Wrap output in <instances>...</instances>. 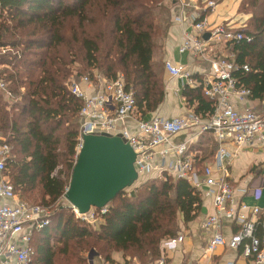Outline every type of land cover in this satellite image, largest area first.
<instances>
[{"label":"trees","instance_id":"16d2710c","mask_svg":"<svg viewBox=\"0 0 264 264\" xmlns=\"http://www.w3.org/2000/svg\"><path fill=\"white\" fill-rule=\"evenodd\" d=\"M165 2L0 0V76L8 84L0 88V138L14 148L5 174L11 168L10 181L23 200L27 198L20 190L39 188L43 203L58 205L70 185L83 106L69 90L72 78L95 70L108 80L123 74L142 117L159 109L166 95V62H156L155 56L171 26ZM241 9L251 15L249 27L236 28L244 39L226 44V50L236 63L250 66L235 75L251 90L252 99H263L264 0H241ZM67 23H72L69 36ZM77 61L81 69L74 74ZM183 96L204 121L214 113L215 101L204 94L202 84H186ZM200 144L203 160L213 155L211 136ZM125 192L110 201L99 226L69 208L51 216L50 224L34 236L33 264H57L60 247L76 264H89L92 251L102 264H131L134 257L153 263L162 257L165 242L180 235L182 225L197 220L204 209L201 191L184 179L149 178ZM256 235H262V226ZM115 252H123L125 261H116Z\"/></svg>","mask_w":264,"mask_h":264},{"label":"built area","instance_id":"2783aa9c","mask_svg":"<svg viewBox=\"0 0 264 264\" xmlns=\"http://www.w3.org/2000/svg\"><path fill=\"white\" fill-rule=\"evenodd\" d=\"M169 1L177 5L174 22L190 23V29L184 31L179 52L209 60L210 72L199 82L189 70L172 61H166V70L171 76L182 79L184 86L202 84L204 94L215 101L214 113L206 121L194 111L172 118L154 116L143 119L138 117L133 90L127 89L123 74L113 80L99 74L95 76L96 79L90 76L81 77L79 81L73 79L69 90L83 101L76 158L85 135L121 136L135 150V167L143 180L184 179L201 193L205 188L206 195L212 198L214 205L213 212L201 223V228L211 234L205 248L207 254L213 255L220 246L230 250L241 248L243 255L252 259V264L264 263V222L260 223L262 235L257 236L258 222L249 218V213L259 215L262 209L246 203L237 204L226 163L231 155L227 149L228 143L264 147V98L260 99L261 112L252 108L240 110L232 98L251 97V90L241 84L235 73L250 71V66L236 63L233 54H212L217 46L244 39V34L231 25L209 22L206 11L217 5L213 0ZM207 33L210 34L208 39L205 38ZM7 86V82L0 76V88L6 89ZM134 119L136 128L130 130L126 124ZM191 128H198L197 133L181 142L175 140L176 135ZM206 132H211L219 143L215 164L220 174H216L211 165L200 168L189 152L194 138ZM12 149L10 143L0 138V264H33L34 236L49 224L51 215L44 207L23 200L5 174L12 158ZM57 173L56 170L54 175ZM248 189L260 193V189L254 186H247L242 191L248 192ZM72 209L79 219L98 226L109 206L92 208L87 214H80L77 208ZM224 219L232 220L239 227L230 238L222 232ZM183 241L184 236L180 234L167 240L165 245L169 250H174Z\"/></svg>","mask_w":264,"mask_h":264},{"label":"crops","instance_id":"0c3cea01","mask_svg":"<svg viewBox=\"0 0 264 264\" xmlns=\"http://www.w3.org/2000/svg\"><path fill=\"white\" fill-rule=\"evenodd\" d=\"M165 4L169 8L171 14V26L164 41V47L156 54L155 61H172L175 65L189 70L194 75V78L196 76V80L200 78L204 80L210 72V61L194 58L189 53L179 52V45L184 31L190 29V23H175L174 17L177 12V5L168 0H166ZM216 6L214 9H210L208 12L206 11L209 22L211 24L225 23L237 28L238 24L234 23L232 18L236 14L238 5L237 8L234 9L233 15L230 17H224L216 9ZM222 48L223 46H217L212 54L219 55L220 52H222V54L225 53L226 51ZM228 53L230 54V52ZM164 72L166 95L163 103L155 113L146 117H142L141 114L138 113L139 118L149 119L154 116L172 118L186 115L194 111L193 108L187 106L186 99L183 96L184 82L182 79L171 76L167 70H164ZM232 102L235 103L240 110L252 108L259 112L262 111L260 99H252L251 97L241 99L240 97H233ZM135 122V119L129 120L126 127L130 130H134L136 128ZM121 127L123 128V125H121ZM197 129L198 128L186 129L174 138L179 142L184 141L193 136L194 133H197ZM212 135V133L206 132L202 133L199 137H195L194 141L191 143L189 152L195 159L196 165L200 168L204 165H211L216 171V174H220L215 164V156L219 148V143L216 141L215 136ZM208 136L212 137L216 147L213 155L203 160V151L198 148V146H200L201 141L203 142L206 140ZM227 149L231 155L227 158L226 163L229 167V179L235 188L237 204L246 203L251 207L258 206L262 209L259 215L249 213V218L258 222L259 228V226H261L260 223L264 222V147L249 144L237 146L234 143H228ZM247 186L259 188L260 193L249 191V189L248 192H243L242 189L247 188ZM204 190L205 188L202 190L204 207L202 214L197 220L189 223L187 226L182 225L183 230L181 234L184 236V241L179 244L177 249L169 250L166 247L162 257L149 264H252V259L245 257L241 248L239 250H230L226 246H220L213 255L206 253L205 248L211 234L201 228V223L208 214L213 212L214 205L212 198L207 196ZM237 228L238 226L232 220H223L222 232L225 237L230 238L234 232L239 230H237ZM113 257L118 262L125 261L123 252H115ZM130 260L131 264H143L138 257L131 258Z\"/></svg>","mask_w":264,"mask_h":264},{"label":"water","instance_id":"95a60500","mask_svg":"<svg viewBox=\"0 0 264 264\" xmlns=\"http://www.w3.org/2000/svg\"><path fill=\"white\" fill-rule=\"evenodd\" d=\"M135 161V150L121 136L85 135L65 198L80 214L107 206L138 181Z\"/></svg>","mask_w":264,"mask_h":264},{"label":"rangeland","instance_id":"374dc122","mask_svg":"<svg viewBox=\"0 0 264 264\" xmlns=\"http://www.w3.org/2000/svg\"><path fill=\"white\" fill-rule=\"evenodd\" d=\"M169 1V0H168ZM215 1L217 4L216 6V9L224 16V17H230L233 15V11L234 9L237 8V5H238V8H237V11H236V14L234 15V17L232 18L234 23H237L238 24V27H241L243 29H247L249 27L248 25V21L251 17L250 13L248 12H245L244 10L241 9V11L239 10V5H240V1L241 0H213ZM221 1V2H220ZM251 21V20H250ZM68 24V23H67ZM71 24L72 23H69L67 25V29H66V34L67 36H69L71 33H70V27H71ZM224 51H226L225 53L227 54V48H226V45L223 46L222 48ZM227 49V50H226ZM219 55H223L222 52L219 53ZM73 68L76 70L74 74L77 73V71L79 72L80 69H81V64H80V61H77L76 63L73 64ZM99 74V75H102L101 72H99L98 70H95L94 73L92 74L94 77ZM90 75V73H88V71H84L82 74H80V76L76 77V78H72L75 79L76 81H79L81 77H84V76H92ZM103 76V75H102ZM93 77V78H94ZM14 149V148H13ZM14 152V150H13ZM16 152V151H15ZM18 157V156H17ZM11 168H9L8 170V174L10 175L11 174ZM8 175V179L10 180L11 177ZM158 180H160L158 178ZM143 179L142 178H138V181H136L131 187L127 188L126 189V192L125 194H130L133 189L137 186L140 185V182H142ZM139 182V183H138ZM21 194H23L26 198H27V201L30 203H34L35 205H40L42 207H44V209H46L48 212H49V215L51 216H57L61 209L62 208H69L71 210V212H73L75 214V216L77 217V214L74 212V210L72 209V206L71 204L67 201V199L65 198V196L62 198V200L60 201V203L58 205H51V207H48L45 203L42 202L41 198H42V195L39 188L34 190V191H19ZM52 218V217H51ZM50 218V219H51ZM49 224H50V221H49ZM100 225V224H99ZM98 225V226H99ZM34 240V239H33ZM63 247H60V257L58 258V261H57V264H76V259L75 260H69L68 258H65L66 256H64L63 254ZM62 256V257H61ZM92 256V258H91ZM98 253L95 252V251H92L90 254H89V258H88V262L89 264H102V260L98 257ZM37 264V263H36Z\"/></svg>","mask_w":264,"mask_h":264}]
</instances>
